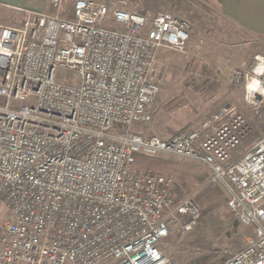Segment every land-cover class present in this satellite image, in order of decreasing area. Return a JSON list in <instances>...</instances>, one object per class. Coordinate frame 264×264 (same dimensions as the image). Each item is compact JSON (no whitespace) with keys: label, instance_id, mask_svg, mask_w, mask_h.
Wrapping results in <instances>:
<instances>
[{"label":"built area","instance_id":"built-area-1","mask_svg":"<svg viewBox=\"0 0 264 264\" xmlns=\"http://www.w3.org/2000/svg\"><path fill=\"white\" fill-rule=\"evenodd\" d=\"M50 5L0 4V264H177L161 246L199 209L137 156L204 166L251 232L221 264H264V135L239 153L254 130L226 111L167 140L133 130L151 119L160 50L184 54L190 24L121 0ZM230 83L264 129V56Z\"/></svg>","mask_w":264,"mask_h":264},{"label":"rangeland","instance_id":"rangeland-1","mask_svg":"<svg viewBox=\"0 0 264 264\" xmlns=\"http://www.w3.org/2000/svg\"><path fill=\"white\" fill-rule=\"evenodd\" d=\"M112 1L117 0L107 2ZM121 1L126 2L128 10L148 17L156 12H169L186 20L192 28L184 54L160 50L153 76L159 94L151 119L146 124H135L134 131L167 140L226 111L229 115L242 114L254 130L239 153L264 135L261 123L245 105L241 90L230 83L236 69L248 66L257 55L264 56V37L241 30L212 1L195 0L199 4L183 0ZM2 22L10 23L6 17ZM140 157L145 164L140 170L173 176L180 199L190 197L196 204L195 198L201 191L213 187L208 183L207 169L200 164L172 157H158L152 162V158ZM225 197L224 193L207 200L202 208L210 210L204 215L196 204L199 218L190 230L174 227L169 241L161 246L170 259L177 264H219L244 246L251 232L237 224L227 209Z\"/></svg>","mask_w":264,"mask_h":264},{"label":"crops","instance_id":"crops-1","mask_svg":"<svg viewBox=\"0 0 264 264\" xmlns=\"http://www.w3.org/2000/svg\"><path fill=\"white\" fill-rule=\"evenodd\" d=\"M51 0H0V4L52 14ZM109 1V0H107ZM222 14L248 34L264 37V0H215ZM4 17L11 12L2 8Z\"/></svg>","mask_w":264,"mask_h":264},{"label":"trees","instance_id":"trees-1","mask_svg":"<svg viewBox=\"0 0 264 264\" xmlns=\"http://www.w3.org/2000/svg\"><path fill=\"white\" fill-rule=\"evenodd\" d=\"M183 1H188V2H193V3H197V1H195V0H183ZM203 3H205V2H210V1H212V2H215V0H201ZM216 3V2H215ZM197 4H199V3H197ZM201 5V4H200ZM202 6V8H204V9H206L203 5H201ZM178 133V132H177ZM176 133V134H177ZM176 134H174V135H176ZM173 135V136H174ZM172 136V137H173ZM154 159H157V158H152L151 159V162L154 160ZM143 160H142V158L140 157V156H137L136 157V163H135V166L137 167V168H141V167H144L143 165H145L143 162H142ZM222 194H224V192L222 191V189L221 188H219V187H216V186H213V187H211V186H207L203 191H201V193L195 198V202H196V204L199 206V207H201L202 208V206H204V203L207 201V200H209V199H211V197H213V196H221ZM177 198L178 199H180V197H179V193H178V195H177ZM225 202H226V204H227V197H225ZM210 209H209V207H205V208H202L201 209V212H202V214L204 215L205 213H207L208 211H209ZM237 224L238 225H240L238 222H237ZM167 241H169V236L164 240V242H163V244L165 243V242H167ZM231 257V256H230ZM225 261V260H224ZM224 261H222V262H224ZM222 262H220L219 264H221Z\"/></svg>","mask_w":264,"mask_h":264}]
</instances>
